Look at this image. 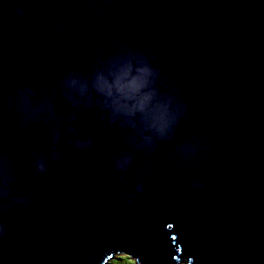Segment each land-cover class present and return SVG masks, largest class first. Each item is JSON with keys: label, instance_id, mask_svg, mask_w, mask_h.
Wrapping results in <instances>:
<instances>
[{"label": "water", "instance_id": "water-1", "mask_svg": "<svg viewBox=\"0 0 264 264\" xmlns=\"http://www.w3.org/2000/svg\"><path fill=\"white\" fill-rule=\"evenodd\" d=\"M89 86H118L113 103L144 109L154 131L97 129L95 108L68 101ZM73 113L82 140L98 135L91 149L67 145ZM128 144L130 170L113 171ZM5 153L12 195L32 203L0 211V264H264V0H0Z\"/></svg>", "mask_w": 264, "mask_h": 264}, {"label": "clouds", "instance_id": "clouds-1", "mask_svg": "<svg viewBox=\"0 0 264 264\" xmlns=\"http://www.w3.org/2000/svg\"><path fill=\"white\" fill-rule=\"evenodd\" d=\"M16 13L20 16H24L25 13L19 8L14 9ZM61 29H58V31ZM138 65L135 63L131 64V67L128 70V79L132 80L138 70ZM109 82L115 84V78L109 77ZM121 94V89L118 86H115L108 91L106 89H101L97 87L89 86L85 93H77L79 96L78 100H68L71 102L73 108L83 109L85 112L96 109V123L97 129H103L105 134L108 131L114 128H120L123 130L125 137L135 136L139 140H146L148 136L154 131L151 127L146 125L145 122V110L140 107H136L134 110L122 111L120 108L113 103V97ZM121 103H127L129 108L135 104L134 99L125 98ZM9 106L11 107V98H9ZM69 126L66 129V132L71 139L67 140V145L70 147H75L77 150H88L94 147L99 142V137L96 133H93V136L89 139L82 140L79 124L77 123V116L73 113L68 118ZM142 130V131H141ZM64 126L52 127L50 133V139L53 144L51 152L53 153L52 159L58 163L60 161L61 153L57 151L56 145L61 142L62 135L64 134ZM9 147H15L13 141H9ZM130 150L121 152L119 156L115 153L109 156V159L113 163V171L126 173L130 170L133 161L134 154L131 150L133 148L132 144H128ZM47 165L45 161L36 160V174H43L46 172ZM18 163L16 157L11 153H5L2 158H0V201H7V203L0 204V211L7 212L12 210L18 205H23L28 207L31 205L32 201L23 196L12 195L20 189L18 184L16 187H13L14 182L18 181ZM117 181L121 183H127L123 175L117 176ZM154 186H150L149 191L153 190ZM137 193L144 191L142 185H136ZM131 202V201H129ZM7 233L3 228H0V237L5 236ZM40 258L46 259L45 254H39ZM29 264H32L30 261Z\"/></svg>", "mask_w": 264, "mask_h": 264}, {"label": "bare ground", "instance_id": "bare-ground-1", "mask_svg": "<svg viewBox=\"0 0 264 264\" xmlns=\"http://www.w3.org/2000/svg\"><path fill=\"white\" fill-rule=\"evenodd\" d=\"M114 255L115 254H117V255H121L120 256V258L121 257H124V253H113ZM113 254H111L109 257H107V259L102 263V264H111V263H114V262H116L117 260H115V258H114V256H113ZM126 255V254H125ZM129 258V260H127L129 263H131V264H138L136 261H135V259L134 258H131V257H128ZM121 260V259H120ZM179 264V263H178Z\"/></svg>", "mask_w": 264, "mask_h": 264}, {"label": "rangeland", "instance_id": "rangeland-1", "mask_svg": "<svg viewBox=\"0 0 264 264\" xmlns=\"http://www.w3.org/2000/svg\"><path fill=\"white\" fill-rule=\"evenodd\" d=\"M113 256H114V254H113ZM123 258H124V260L116 261V262L111 263V264H131V263H129V262L125 259V256H124ZM106 264H107V263H106ZM181 264H184V263H181Z\"/></svg>", "mask_w": 264, "mask_h": 264}, {"label": "trees", "instance_id": "trees-1", "mask_svg": "<svg viewBox=\"0 0 264 264\" xmlns=\"http://www.w3.org/2000/svg\"><path fill=\"white\" fill-rule=\"evenodd\" d=\"M120 256H121V255H117V254H115V255H114L115 260H117V261L124 260V258H123V257L120 258ZM124 256H125V259H126V260H129L128 255H125V254H124ZM120 259H121V260H120Z\"/></svg>", "mask_w": 264, "mask_h": 264}]
</instances>
